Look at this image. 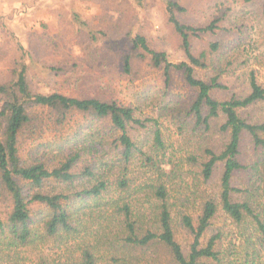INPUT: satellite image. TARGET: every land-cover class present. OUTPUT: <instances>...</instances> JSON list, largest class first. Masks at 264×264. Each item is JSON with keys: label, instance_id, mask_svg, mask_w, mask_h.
Returning a JSON list of instances; mask_svg holds the SVG:
<instances>
[{"label": "trees", "instance_id": "1", "mask_svg": "<svg viewBox=\"0 0 264 264\" xmlns=\"http://www.w3.org/2000/svg\"><path fill=\"white\" fill-rule=\"evenodd\" d=\"M132 1L137 6L146 0ZM260 1L264 10V0ZM165 11L180 38L185 60L171 63L165 53L150 49L145 37L134 35L130 37L134 54L122 57L121 70L130 76L132 58L147 60L152 69L161 72L165 88L173 73L180 75L194 93L185 116L191 122V132L207 133L215 125L222 138L218 145L205 147L200 158L187 156L188 164L198 168L208 192H201L202 202L195 217L180 216V225L188 236L186 244L176 240L169 188L165 185L175 168L165 151L158 121L143 117L138 108L111 96L104 99L34 92L27 80L29 52L14 39L20 58L12 77L0 82V203L5 199L10 203L5 222L0 219V236L10 237L9 248L34 241L33 204L43 208L44 234L51 238L75 235L78 227L74 224L80 215L88 216L98 230L101 216L107 217L110 207L122 232L115 236L116 244H104L109 249L104 264H264L256 244H250L251 238L243 230L252 228L259 245L264 246V121L253 122L245 114L252 106L264 105V86L249 71L245 95L218 99L216 94L227 90L220 81L221 43H210L208 51L198 55L191 51V38L214 33L218 20L197 29L178 20L184 12L178 3L167 1ZM209 68L218 72L208 79L197 76V70L207 72ZM139 131L146 138L141 144L132 136ZM49 133L56 134L52 149L43 143ZM245 143L254 153L247 162L242 156ZM28 144L33 148L27 150ZM79 163L81 167L76 168ZM137 167L146 171L140 173ZM240 172L247 176L243 200L234 198L240 190L231 184ZM144 176L146 181L141 182ZM214 177L218 181L212 182ZM142 187L149 189L150 199H146L154 214L145 229L130 200ZM256 193L258 205L251 203ZM219 220L225 226L234 225L237 233L217 229ZM120 246L128 250V255L116 252ZM95 247L83 246L74 260L62 264H98Z\"/></svg>", "mask_w": 264, "mask_h": 264}, {"label": "rangeland", "instance_id": "2", "mask_svg": "<svg viewBox=\"0 0 264 264\" xmlns=\"http://www.w3.org/2000/svg\"><path fill=\"white\" fill-rule=\"evenodd\" d=\"M167 1H174L184 8V12L178 15L183 25L198 29L218 20L214 33H201L191 38L194 55L208 51L210 43L222 45L220 68L223 75L220 81L227 90L216 94L218 99L231 94L245 95L249 71H253L257 81L264 86V10L260 0H146L137 6L132 0H0V82L12 77L20 58L14 40L17 39L29 52L27 80L34 92L56 91L68 96H101L104 99L111 96L122 104L138 108L143 117L155 118L162 132L165 151L168 157H172L175 168L165 185L169 188L176 240L186 244L188 236L180 225V216L189 214L195 217L202 202L201 192H208L198 168L188 164L187 156L193 154L200 158L205 147L218 145L222 138L215 125L207 133L191 132V122L185 116L187 103L194 93L180 75L173 73L169 86L165 88L161 72L152 69L147 60L132 58L130 76L121 70L122 57L134 54L130 47V37L134 35L145 37L150 49L165 53L171 63L185 60L180 38L168 22ZM215 73L211 68L207 72L196 71L202 79L213 77ZM245 114L253 122L264 121V105L252 106ZM71 125L74 126V122ZM72 131L73 128L69 133ZM55 135L49 133L43 142L51 149ZM132 136L138 144L146 139L140 131ZM26 148L32 149L33 146L28 144ZM242 150L245 162L254 158L248 143ZM87 160L88 157L85 162ZM81 165L79 163L76 168ZM136 169L140 173L146 171ZM145 178L140 181H146ZM216 181L218 179L214 177L212 182ZM246 181L245 172L234 176L231 184L240 190L235 199H246ZM143 188L134 196L132 194L130 200L134 214L145 229L154 214L147 200L150 199L149 189ZM251 203L258 205L257 193ZM30 208L36 223L34 241L9 248L10 237L0 236V264H37L40 261L62 264L74 260L86 245L96 246L98 264H104L108 249L104 244H116L113 240L122 232L108 207L107 217L101 216L98 230L88 216L80 215L79 222L74 224L78 227L75 235L69 238L60 234L51 238L44 234L41 220L46 214L41 213L43 208L35 204ZM9 209V201L3 200L0 219L4 222ZM215 226L230 234L237 233L234 225L225 226L222 220ZM243 230L251 238L250 244H256L255 248L264 260V246L259 245L261 243L252 228ZM117 251L128 255V250L122 246Z\"/></svg>", "mask_w": 264, "mask_h": 264}]
</instances>
